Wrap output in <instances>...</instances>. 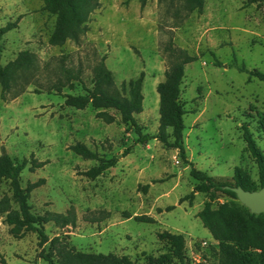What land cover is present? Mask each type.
I'll list each match as a JSON object with an SVG mask.
<instances>
[{
    "label": "rangeland",
    "instance_id": "1",
    "mask_svg": "<svg viewBox=\"0 0 264 264\" xmlns=\"http://www.w3.org/2000/svg\"><path fill=\"white\" fill-rule=\"evenodd\" d=\"M99 4L78 42L53 46L49 40L56 17L44 9L42 0H0L2 66L22 52L37 59L29 83L19 79L5 98L0 86V159L8 155L27 163L23 188L45 179L27 200L33 216L65 214L74 208L76 226L47 224L49 240L60 237L78 252L125 256L133 264H195L199 259L220 264L222 243L197 215L206 203L213 209L242 204L218 192L196 193L192 204L185 198L205 183L203 177H192V166L228 183H234L238 170L249 188L262 182L243 128L264 157V82L249 79L240 68L264 74V0H205L201 14H188L182 0ZM170 45L197 58L185 66L179 96L186 112L183 135L189 164L158 139L137 144L115 110H79L65 103V95L84 94L79 82L95 87L94 71L101 62L124 96L143 73L142 111L134 117L144 134H159L157 87L171 64ZM56 87L63 88L60 95ZM161 133L173 142L172 128L166 126ZM79 143L103 158L117 157V165L89 179L83 174L98 162L69 149ZM33 163L45 165L31 171ZM17 212L10 182L0 180V264H47L40 254L49 244L40 247L34 233L21 238L11 234L6 217ZM229 227L232 245L242 254L249 258L259 252L264 258V221L259 251L249 247L239 221L230 219ZM164 232L184 238L182 260L160 239Z\"/></svg>",
    "mask_w": 264,
    "mask_h": 264
},
{
    "label": "trees",
    "instance_id": "2",
    "mask_svg": "<svg viewBox=\"0 0 264 264\" xmlns=\"http://www.w3.org/2000/svg\"><path fill=\"white\" fill-rule=\"evenodd\" d=\"M44 9L56 17V26L50 37V44L53 46H63L67 41L78 42L81 35L85 32L84 24L88 22L89 15L99 7V0H42ZM263 1V0H261ZM185 11L188 14H201L204 9L205 0H182ZM5 30L0 31V41ZM170 66L165 73V81L157 87V93L161 102V126L160 133L157 135L144 134L141 127L136 122L135 114L142 111L143 95L140 91V84L143 80V73L138 81L130 83L127 96L118 92L112 83V77L104 62L99 63L94 71L95 87L88 89L82 82L84 94L65 95V103L69 107L79 110H85L89 106L96 110L106 111L115 110L120 113L122 122L127 125L128 131H132L136 137L137 144H147L153 139H158L163 144L178 150L179 157L189 164L184 145V120L186 114L183 105L179 102L182 80L184 78L185 66L197 61L196 57L190 56L186 51L168 46ZM215 65H219L215 61ZM37 69V59L29 52H22L8 66L3 67L0 56V86L2 97L5 98L16 85L19 79L25 82L33 77ZM240 71L249 75V79H257L264 82V74L259 71H248L244 66ZM70 87H73L70 84ZM62 87H56L55 92L61 94ZM126 92V89H123ZM101 114V113H100ZM99 114V115H100ZM172 128L173 142L170 143L162 135L164 128ZM244 140L252 154L262 182L259 186L247 187L236 171L234 183H228L223 180L207 176L205 173L191 169V175L195 179L203 177V184L194 187L191 194L185 199L192 204L196 193L218 192L232 200L238 201L236 194L231 188L242 187L246 191H260L264 189V157L258 150L256 142L253 139L247 127H244ZM74 154L81 156L86 160L96 161L98 164L86 171L83 175L89 179H96L107 170L114 168L118 163V158L106 159L98 153L90 150L86 145L79 143L69 148ZM130 149L125 152L129 154ZM44 163H33L31 171L42 168ZM192 165V164H191ZM26 162H17L10 156L5 155L0 159V180L10 182L13 197L19 205V212L9 213L6 217V223L11 228V234L17 238L23 237L27 233H34L38 236L40 247L49 244L48 251L42 249L41 258L47 264H133L127 257H119L113 254H87L70 248L60 237L49 240L45 231L47 224L53 223L60 229L75 227L77 215L74 208H70L65 214L47 212L42 216H33L27 200L29 195L37 188L45 184V179H39L34 183H28L26 188L21 185V175L26 169ZM147 189V187L145 188ZM197 217L214 239L220 241V264H264V258L261 253H252L249 258L232 245V232L229 227V220L236 219L246 231L247 242L253 250H260V228L264 221V214L255 215L243 205L224 204L217 209H213L210 203H206L204 208L198 213ZM160 239L165 240L174 248L176 256L183 259L184 238L164 232L159 235ZM55 257L57 258L55 260Z\"/></svg>",
    "mask_w": 264,
    "mask_h": 264
},
{
    "label": "water",
    "instance_id": "3",
    "mask_svg": "<svg viewBox=\"0 0 264 264\" xmlns=\"http://www.w3.org/2000/svg\"><path fill=\"white\" fill-rule=\"evenodd\" d=\"M236 194L238 201L246 207L251 214H264V189L260 191H246L242 187L231 188Z\"/></svg>",
    "mask_w": 264,
    "mask_h": 264
},
{
    "label": "built area",
    "instance_id": "4",
    "mask_svg": "<svg viewBox=\"0 0 264 264\" xmlns=\"http://www.w3.org/2000/svg\"><path fill=\"white\" fill-rule=\"evenodd\" d=\"M206 244L207 243L205 241L201 243L202 246H205ZM195 264H210V262H208L206 260H202V262H201V260L199 259V260L196 261Z\"/></svg>",
    "mask_w": 264,
    "mask_h": 264
}]
</instances>
